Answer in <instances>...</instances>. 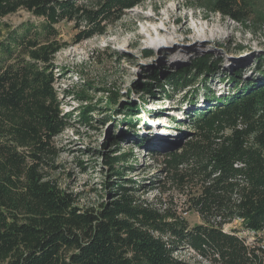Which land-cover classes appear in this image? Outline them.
<instances>
[{
    "label": "trees",
    "instance_id": "1",
    "mask_svg": "<svg viewBox=\"0 0 264 264\" xmlns=\"http://www.w3.org/2000/svg\"><path fill=\"white\" fill-rule=\"evenodd\" d=\"M185 1L252 32L264 30L261 0ZM142 2L0 0V18L23 8L42 20L13 30L5 55L0 54V264H191L175 255L182 247L213 264H264L259 236L264 232V54L252 75L227 74L231 92L217 96L208 86L211 104L191 114V138L167 153L188 210L198 213L202 223L191 225L182 214L138 197L142 181L126 177V170L135 168L133 153L107 160L118 180L107 185L111 199L99 208L78 206L73 192L47 178L45 166L57 152L53 140L71 116L62 111L56 88L53 61L67 46L56 25L75 22L77 44L105 34ZM15 53H20L16 60L8 61ZM217 66L211 56L199 57L164 80L156 76L144 92L154 94L157 87L164 100L171 99L168 87L180 91L200 80L206 83ZM108 102L110 110L118 99L111 96ZM93 108L79 109L82 122H90ZM138 108L125 111L134 126ZM111 143L120 146L121 141L114 136ZM120 160L129 162L116 168ZM236 220L255 234L254 242L239 235L238 228L224 229Z\"/></svg>",
    "mask_w": 264,
    "mask_h": 264
},
{
    "label": "rangeland",
    "instance_id": "2",
    "mask_svg": "<svg viewBox=\"0 0 264 264\" xmlns=\"http://www.w3.org/2000/svg\"><path fill=\"white\" fill-rule=\"evenodd\" d=\"M259 4L264 5V0ZM177 7L186 22L184 34H178V45L164 48L149 45L153 37L141 34L145 31L142 23L145 21L136 13L155 16V22L148 21L155 26ZM40 21L23 8L1 17L0 54H4V46L13 30L25 23ZM169 24L173 28L178 26L174 17ZM56 27L60 32L59 40L67 43L53 61L58 77L56 88L62 111L71 116L64 132L53 140L57 152L45 166L47 178L73 192L78 206L99 208L102 202L111 199L107 185L118 180L107 160L133 153L137 159L135 168L126 170V177L142 181L138 197L162 211L169 209L182 214L191 225L202 223L198 213L188 210L186 192L166 163L167 153L180 149L191 138V114L211 104L207 102L208 86L217 96L225 95L233 87L227 74L237 70L242 71L244 77L253 74L258 58L264 54L263 28L252 32L220 13L204 14L202 9L185 0H144L126 10L105 34L77 44L74 43L75 22L62 21ZM214 30H218L216 36ZM200 34L203 36L199 37ZM197 37L204 41L198 42ZM19 54L7 60L14 61ZM207 55L217 61L218 66L206 83L200 80L194 88L180 91L168 87L172 98L166 100L164 92L157 87L154 94L144 92L148 83L156 82V76L164 80L168 73ZM111 96L118 99V104L108 110ZM87 105L94 108L90 122L84 123L78 113ZM132 105L139 106L134 118L136 126L125 117L127 106ZM114 136L120 139V146L111 143ZM128 162L120 160L115 166L122 168ZM234 228H238V234L248 242L255 241V234L241 229L240 220L224 226L226 231ZM259 236L264 244V232ZM175 255L191 264H213L188 247H182Z\"/></svg>",
    "mask_w": 264,
    "mask_h": 264
},
{
    "label": "bare ground",
    "instance_id": "3",
    "mask_svg": "<svg viewBox=\"0 0 264 264\" xmlns=\"http://www.w3.org/2000/svg\"><path fill=\"white\" fill-rule=\"evenodd\" d=\"M172 13H168V16L164 19H162V21L155 25V26H151V24H149L148 21L151 22H155L156 18L155 16H152L150 14H143V13H136V15H138V17L145 21L142 22L145 26V31L141 32V34L143 35H147V36H152L153 40H149V45H152L154 47H160V48H164L166 46L168 47H176L178 45V43L180 42L178 39V34L179 33H183L185 31V19L180 15L179 12V8L177 7L174 11H171ZM172 17H174V22L176 23V25L178 24V26L176 28H173L172 25H170L169 23L171 22ZM141 23V24H142ZM218 31V30H217ZM216 30L213 31L214 36H216ZM159 36H161L159 38ZM203 36V34H200L199 37ZM186 41L189 40L188 37L184 38ZM198 42L204 41L203 38H198L197 37ZM176 51V50H175Z\"/></svg>",
    "mask_w": 264,
    "mask_h": 264
}]
</instances>
